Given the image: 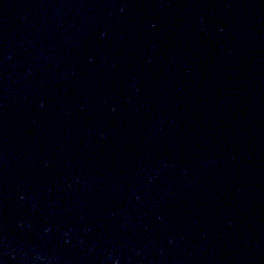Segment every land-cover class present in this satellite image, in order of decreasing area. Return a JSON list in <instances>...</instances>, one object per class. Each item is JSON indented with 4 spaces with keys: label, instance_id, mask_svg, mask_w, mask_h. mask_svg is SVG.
Instances as JSON below:
<instances>
[{
    "label": "water",
    "instance_id": "95a60500",
    "mask_svg": "<svg viewBox=\"0 0 264 264\" xmlns=\"http://www.w3.org/2000/svg\"><path fill=\"white\" fill-rule=\"evenodd\" d=\"M0 264H264V0H0Z\"/></svg>",
    "mask_w": 264,
    "mask_h": 264
}]
</instances>
